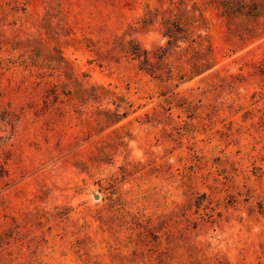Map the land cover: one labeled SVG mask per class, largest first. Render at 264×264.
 <instances>
[{"label":"rangeland","instance_id":"1","mask_svg":"<svg viewBox=\"0 0 264 264\" xmlns=\"http://www.w3.org/2000/svg\"><path fill=\"white\" fill-rule=\"evenodd\" d=\"M0 264H264V11L0 0Z\"/></svg>","mask_w":264,"mask_h":264},{"label":"trees","instance_id":"2","mask_svg":"<svg viewBox=\"0 0 264 264\" xmlns=\"http://www.w3.org/2000/svg\"><path fill=\"white\" fill-rule=\"evenodd\" d=\"M221 5L222 13L228 17H233L237 14H245L248 17L258 18L264 11V0H218ZM184 12V13H183ZM182 13L177 15L178 19L170 18L165 21L162 30V36L167 39V48L180 47L181 42L189 43L187 25H191L192 18L189 15V10L185 9ZM184 22V24L182 23ZM203 38L202 36H200ZM200 45L202 43H199ZM130 48L131 54L134 58H143L141 61L143 65H150L149 51L142 49L138 44ZM211 50L210 48L208 49ZM156 54V53H155ZM202 62L193 64V74H200L212 67V64L207 58H200ZM147 67V66H146Z\"/></svg>","mask_w":264,"mask_h":264}]
</instances>
